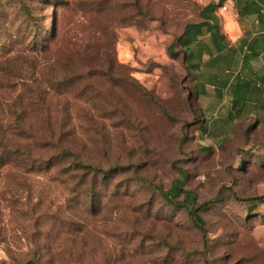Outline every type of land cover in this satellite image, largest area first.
<instances>
[{
  "label": "rangeland",
  "instance_id": "rangeland-1",
  "mask_svg": "<svg viewBox=\"0 0 264 264\" xmlns=\"http://www.w3.org/2000/svg\"><path fill=\"white\" fill-rule=\"evenodd\" d=\"M201 1L0 0V44L12 47L13 67L17 46L42 44L54 23L59 37L77 40H86L88 22L102 23L104 39L89 48L110 63L84 94L76 80L69 95L59 90L29 108L50 110L0 122V264H264V125L256 123L264 115L247 118L244 109L233 124L226 108L202 112L172 48ZM47 56L39 58L52 64ZM56 68L44 75L57 77ZM48 125L107 177L79 184L30 170L24 148L46 140ZM178 170L196 206L211 202L199 213L201 230L160 196Z\"/></svg>",
  "mask_w": 264,
  "mask_h": 264
},
{
  "label": "trees",
  "instance_id": "trees-1",
  "mask_svg": "<svg viewBox=\"0 0 264 264\" xmlns=\"http://www.w3.org/2000/svg\"><path fill=\"white\" fill-rule=\"evenodd\" d=\"M221 3L222 0H219V5ZM217 8L218 6L208 4L204 10L213 12ZM88 25L89 27L83 31V34L86 33L87 35L86 40L85 38L83 40H77L75 36L66 35L64 32L59 37L57 24H52L49 36L42 44L37 40L33 44H20L17 46L15 58L21 64L15 67H13L11 59L7 57V55L13 53L12 47L0 44V122L4 119H13L15 122H22L29 113L31 115L44 113L50 110V108L46 107L36 110L29 108L42 107L46 101H52L49 98L62 95L59 93V90H64L63 94L69 95L71 91L70 87L76 80H84L81 88V93L84 94L90 87L87 81L94 76L103 77L108 73L109 65L107 66V64L110 63L98 58L89 48L90 44L100 42L104 39L105 35L99 38L104 34L103 24L99 23L94 26L88 22ZM198 28V24L187 23L181 35L172 44V48L179 49L182 53L187 71L188 69L196 70L198 68V64L192 63L190 57L185 55V52L190 50L189 47L197 37ZM184 36L188 38L182 42L181 40ZM184 48L185 50H183ZM41 54L43 56L51 55V59L54 62L47 64L43 61V58H39ZM60 65L61 68L57 72V77L51 78L44 75V73L50 70L53 72L58 71L56 67ZM64 84L66 86L62 88ZM188 96L195 98L194 101L196 102L195 93L191 92ZM58 108L59 105H56L55 109ZM63 108L61 106L62 110ZM65 115L69 117L68 112ZM236 120L237 118L231 120V122L234 124ZM256 123L264 125V118L262 121H256ZM255 126V124L251 125L250 128ZM47 130L46 140L42 142L33 140L32 146L24 148L26 152H23V155L29 161L28 167L30 170L41 169L45 172L57 170L67 176H75L79 179V184H85L89 175L93 182H96L97 176H102L103 179L107 177V172L98 168L93 169L85 162L78 160L70 144L69 146L64 145L60 140L54 139L55 130L53 127L48 125ZM18 133H21V137L22 134L27 133V136H24V138L33 139L29 128L20 127ZM11 143L17 145L14 142ZM7 144L10 145L8 141ZM33 154L38 155L34 156ZM239 162L241 163L242 160ZM178 175L179 177L171 182L170 187L166 191L160 192V196L167 203L184 208L193 223L201 230L203 222L199 213L205 210L211 202H205L196 206L194 193L183 188L186 173L183 170H178ZM87 191L90 193L89 188ZM180 195H182V198L178 200ZM258 199L264 202V196ZM29 264L34 263L29 262Z\"/></svg>",
  "mask_w": 264,
  "mask_h": 264
},
{
  "label": "crops",
  "instance_id": "crops-1",
  "mask_svg": "<svg viewBox=\"0 0 264 264\" xmlns=\"http://www.w3.org/2000/svg\"><path fill=\"white\" fill-rule=\"evenodd\" d=\"M201 2L197 20L190 22L199 25L197 37L185 52L198 64L188 76L199 109L226 108L235 114L231 120L243 119L244 109L247 118L264 115V0H222L226 9L213 12L204 10L207 0Z\"/></svg>",
  "mask_w": 264,
  "mask_h": 264
},
{
  "label": "built area",
  "instance_id": "built-area-1",
  "mask_svg": "<svg viewBox=\"0 0 264 264\" xmlns=\"http://www.w3.org/2000/svg\"><path fill=\"white\" fill-rule=\"evenodd\" d=\"M208 4L214 5V6H218V8L220 10H225V6L224 5H219V0H207Z\"/></svg>",
  "mask_w": 264,
  "mask_h": 264
}]
</instances>
